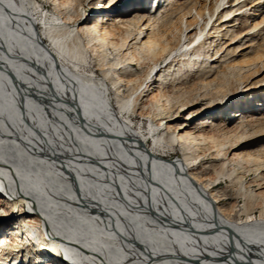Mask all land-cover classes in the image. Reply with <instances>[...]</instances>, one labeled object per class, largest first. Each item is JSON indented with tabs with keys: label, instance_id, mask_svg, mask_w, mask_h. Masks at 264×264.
<instances>
[{
	"label": "bare ground",
	"instance_id": "obj_1",
	"mask_svg": "<svg viewBox=\"0 0 264 264\" xmlns=\"http://www.w3.org/2000/svg\"><path fill=\"white\" fill-rule=\"evenodd\" d=\"M258 198L264 0H0V264H264Z\"/></svg>",
	"mask_w": 264,
	"mask_h": 264
},
{
	"label": "rangeland",
	"instance_id": "obj_2",
	"mask_svg": "<svg viewBox=\"0 0 264 264\" xmlns=\"http://www.w3.org/2000/svg\"><path fill=\"white\" fill-rule=\"evenodd\" d=\"M135 0H127V2H134ZM119 3H118V6H120V3H121V1H118ZM49 3H45V8L46 9H50L51 7H50V5H48ZM48 6H49V8H48ZM40 26V25H39ZM39 26H36V28H35V31H36V33H37V35H38V37H39ZM45 44L47 45V42H45ZM49 60L52 62V63H54V59L53 58H49ZM55 64V63H54ZM56 65V64H55ZM58 66V65H57ZM245 102L247 103V100L245 101H242L240 104H245ZM263 103V102H262ZM237 106H239V105H237ZM133 119H134V123H135V125L136 126H143V132L145 133L147 130H148V128H149V126H147V120H144V119H141V117H138V116H136V117H133ZM146 125V126H145ZM147 127V128H146ZM147 136V135H146ZM149 147L151 148L152 147V141H151V139L149 140ZM176 151H178V150H176ZM173 154H177V155H180V153L179 152H177V153H173ZM176 158H175V156H173V160H175ZM209 176L210 177H215V174L213 173V172H210L209 173ZM224 187V182H220L219 184H217V186H215L214 187V189L215 188H223ZM254 188H256L255 186L254 187H252V189H254ZM223 201V203H226V202H232V200L231 199H229V198H226V199H224V200H222ZM256 203H264V200H263V198H258L257 199V201H256ZM24 206V208L25 209H27V207L25 206V205H23ZM260 206V204H258V207ZM259 215V211H258V208H256L255 210H254V212L252 213V216H255V217H257ZM61 259H63L62 257L60 258V260Z\"/></svg>",
	"mask_w": 264,
	"mask_h": 264
}]
</instances>
